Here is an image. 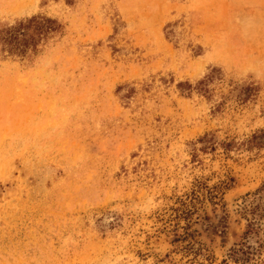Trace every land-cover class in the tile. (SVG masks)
I'll use <instances>...</instances> for the list:
<instances>
[{
    "label": "rangeland",
    "instance_id": "1",
    "mask_svg": "<svg viewBox=\"0 0 264 264\" xmlns=\"http://www.w3.org/2000/svg\"><path fill=\"white\" fill-rule=\"evenodd\" d=\"M33 15L0 43V264H264V0H0Z\"/></svg>",
    "mask_w": 264,
    "mask_h": 264
},
{
    "label": "trees",
    "instance_id": "2",
    "mask_svg": "<svg viewBox=\"0 0 264 264\" xmlns=\"http://www.w3.org/2000/svg\"><path fill=\"white\" fill-rule=\"evenodd\" d=\"M57 28L56 21L50 17L43 15H33L29 18L21 19L12 25L4 26L0 28V43L2 44V50L9 54H18L24 56L27 54L28 49L34 47L37 39L47 34L49 31H54ZM208 77L198 82L199 89H203ZM206 137L203 136L198 141L203 142ZM249 143H257V145L264 144V130L254 133L248 139ZM229 145V144H226ZM217 187H213V191H210L209 197L211 203L214 205L216 198ZM190 210V209H187ZM245 211L251 215V218L247 220L243 235L245 237L250 235H258L260 228V221L264 217V200L259 194L253 198L245 207ZM189 212V211H188ZM189 235L188 232L184 234H177V237L184 238ZM254 248L248 244L243 243L241 247L233 250L231 257L235 261H248L252 255Z\"/></svg>",
    "mask_w": 264,
    "mask_h": 264
}]
</instances>
